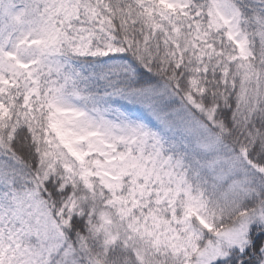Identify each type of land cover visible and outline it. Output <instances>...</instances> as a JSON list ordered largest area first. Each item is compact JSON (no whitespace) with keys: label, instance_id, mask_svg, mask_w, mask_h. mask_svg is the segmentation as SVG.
<instances>
[{"label":"snow or ice","instance_id":"6c2138e0","mask_svg":"<svg viewBox=\"0 0 264 264\" xmlns=\"http://www.w3.org/2000/svg\"><path fill=\"white\" fill-rule=\"evenodd\" d=\"M0 264H264V0H0Z\"/></svg>","mask_w":264,"mask_h":264}]
</instances>
